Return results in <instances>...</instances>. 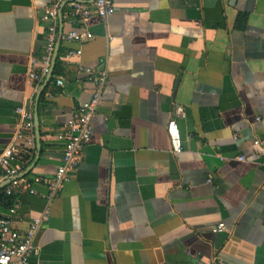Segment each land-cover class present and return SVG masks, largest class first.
<instances>
[{
	"label": "crops",
	"instance_id": "0c3cea01",
	"mask_svg": "<svg viewBox=\"0 0 264 264\" xmlns=\"http://www.w3.org/2000/svg\"><path fill=\"white\" fill-rule=\"evenodd\" d=\"M53 1L0 0V157L18 107L40 118L19 173L36 193L0 183L14 200L0 217L21 231L45 217L31 263L264 264V0H113L109 18L89 20L88 42L68 41L81 25L63 22L59 54H83L57 61L42 90L47 77L36 89L28 71L40 68ZM81 67L108 80L82 162L50 199L58 136L95 88Z\"/></svg>",
	"mask_w": 264,
	"mask_h": 264
},
{
	"label": "built area",
	"instance_id": "2783aa9c",
	"mask_svg": "<svg viewBox=\"0 0 264 264\" xmlns=\"http://www.w3.org/2000/svg\"><path fill=\"white\" fill-rule=\"evenodd\" d=\"M65 5L69 11L64 12L62 20L71 24H80L81 29H72L66 34L68 41L85 43L94 36L87 28L89 20L98 16L106 20L115 12L113 0H94L92 4H85L79 0H54L44 8L43 20L48 24L46 47L40 61V68L31 67L28 71V83L38 89L50 74L53 58L57 48L60 30V10ZM82 49H70L59 54L57 61L68 64L75 58L81 57ZM80 70L86 75L88 81L94 84V91L89 100L80 105L65 124L58 139L64 144V158L62 165L58 168L55 178L48 181L52 199L70 180L74 172L82 162L84 151L91 141L93 133L92 119L100 106L104 88L107 84L108 73L106 70L96 71L92 68L81 67ZM57 83L62 85L63 80ZM16 112L21 117V126L16 132L15 142L8 145L0 157V183L8 180L10 182L7 194L11 195L14 188L22 183L27 184L32 193H36L31 182L24 178L17 179L20 173V165L29 161L32 151L35 149V123L34 113L26 107H18ZM174 153L183 151V142L176 121H171L168 126ZM20 143H23L22 145ZM36 182L41 179L37 178ZM45 217L32 221L28 230L21 231L14 226L11 217H0V264H32L31 257L38 252L36 236L41 228ZM226 227L222 223L215 231L223 232Z\"/></svg>",
	"mask_w": 264,
	"mask_h": 264
},
{
	"label": "water",
	"instance_id": "95a60500",
	"mask_svg": "<svg viewBox=\"0 0 264 264\" xmlns=\"http://www.w3.org/2000/svg\"><path fill=\"white\" fill-rule=\"evenodd\" d=\"M62 15H63V8H61L60 10V22H61V30H60V33H59V42L57 44V48H56V52H55V55H54V58H53V62H52V67H51V72L50 74L47 76V80L45 82V84L43 85V88L42 90H44L48 84V82L51 80L52 76H53V72H54V69H55V66H56V63H57V58H58V55L60 53V45H61V42H62V37H63V20H62ZM42 93V91L40 92V94ZM34 123H35V129L37 131V142L38 144L40 145V118H39V113H38V108L36 106L35 108V119H34ZM24 177V174H21L17 177V179H21ZM10 184V182H9Z\"/></svg>",
	"mask_w": 264,
	"mask_h": 264
},
{
	"label": "trees",
	"instance_id": "16d2710c",
	"mask_svg": "<svg viewBox=\"0 0 264 264\" xmlns=\"http://www.w3.org/2000/svg\"><path fill=\"white\" fill-rule=\"evenodd\" d=\"M14 203V200L11 196H8L5 193H0V204L4 205L6 207H12Z\"/></svg>",
	"mask_w": 264,
	"mask_h": 264
}]
</instances>
